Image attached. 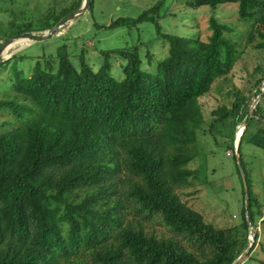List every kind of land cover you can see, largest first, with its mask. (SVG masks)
<instances>
[{
  "label": "trees",
  "instance_id": "obj_1",
  "mask_svg": "<svg viewBox=\"0 0 264 264\" xmlns=\"http://www.w3.org/2000/svg\"><path fill=\"white\" fill-rule=\"evenodd\" d=\"M224 4H237V18L250 25L246 44L264 52V0L187 3L193 9ZM161 5L106 29L151 22L160 35ZM209 30L206 42L164 35L168 55L154 74L140 70L136 48L101 52L96 72L83 50L76 65L59 51L57 60L38 61L30 77L16 72L0 98V114L9 116L0 122V264H233L250 244V227L255 241L244 259L255 260L256 247L264 252L256 231L258 220L264 224L263 205L241 154L245 143L264 153V61L247 74L242 90L231 93L232 105L212 110L205 121L198 100L237 62L224 38L227 28L214 16ZM117 57L125 62L122 81L109 75L110 60ZM258 96L249 121V105ZM238 121L246 127L238 157L247 211L234 154ZM228 123L225 150L233 152L241 181L240 221L216 229L177 191L200 178L189 169L200 158L197 133L224 131ZM153 221L172 236L148 233Z\"/></svg>",
  "mask_w": 264,
  "mask_h": 264
},
{
  "label": "rangeland",
  "instance_id": "obj_2",
  "mask_svg": "<svg viewBox=\"0 0 264 264\" xmlns=\"http://www.w3.org/2000/svg\"><path fill=\"white\" fill-rule=\"evenodd\" d=\"M77 1L0 0V46L17 35L43 33V29L50 28L61 13ZM189 1L92 0L88 11L63 26L57 35L41 42L18 39L5 49L4 61L14 55L15 57L5 66L4 61L0 64V98L8 91L16 72H20L25 78L30 77L38 61L43 64L47 58L57 60L59 51L61 54L67 53L76 65L77 57L83 50L85 62L96 72L103 64L101 52L136 48L141 61L140 70L154 74L156 64L168 55L169 45L164 35L206 42L211 35L209 19L214 16L227 28L224 38L235 48L237 62L225 79L217 80L210 92L198 100L204 120L208 121L212 110L220 106L229 108L232 105L234 97L231 93L244 88L247 74L263 63L264 52H257L246 44L250 25L237 18V4L219 5L214 9H193L187 5ZM159 2L162 4L157 16L160 35H157L156 27L151 22H143L136 27L106 29L118 19L138 18ZM124 65L125 62L119 57L111 59L109 75L116 81H122ZM251 105L252 101L249 107ZM7 118V114H0V122ZM242 125L243 121L237 122L235 144L238 134L243 130ZM204 129L207 130L206 127ZM219 131L220 129H215L211 134H204L201 130L197 133L196 143L200 158L195 159L189 169L196 170L200 178L193 181L190 188L178 190L177 194L181 202L201 214L207 224L216 229H228L240 221L241 181L232 160L233 152L225 150L226 137L231 131V126L228 123L224 131ZM241 154L245 171L249 174L250 187L263 205L264 215V153L245 143ZM146 226L147 232L156 237L172 236L168 229L156 221ZM256 231L264 249V224H260L259 220L256 223ZM249 234L251 239L253 232L250 230ZM253 257L255 260L246 261L243 258L237 264L242 261L244 264L264 262V252L260 247H256Z\"/></svg>",
  "mask_w": 264,
  "mask_h": 264
},
{
  "label": "water",
  "instance_id": "obj_3",
  "mask_svg": "<svg viewBox=\"0 0 264 264\" xmlns=\"http://www.w3.org/2000/svg\"><path fill=\"white\" fill-rule=\"evenodd\" d=\"M91 1L92 0H83L80 8L74 12H71L70 14L66 15L65 17H63L56 25H54L50 30L45 31L41 34H22V35H17L15 37H12L8 40H6L3 44H1L0 46V64L4 61V56L3 53L5 51V49L7 47H9V45H11L12 43H14L16 40L18 39H25L27 42H41V41H45L49 38H51L54 35H57L59 33V30L65 26L68 23L73 22L74 20H76L77 18H79L80 16H82L83 14H85L90 5H91ZM260 96H258L256 99L252 100V105L249 107L248 109V117H249V121L252 118V113H253V109L255 107V105L257 104V102L259 101ZM246 129V127L243 128V130L238 134L237 136V140H236V144L234 146V154L236 157V161H237V165L239 168V171L243 177V186H244V192H245V210L247 211V188H246V181L245 178L243 176L240 164H239V157H238V146H239V140L240 137L243 133V131ZM248 225L249 224V220H247ZM250 230L253 232V234L251 235V239H249L250 244L247 248V250L239 256V258L233 263V264H237L238 261H240L241 259H243L245 257V255L250 251L254 241H255V229L253 227H250Z\"/></svg>",
  "mask_w": 264,
  "mask_h": 264
},
{
  "label": "bare ground",
  "instance_id": "obj_4",
  "mask_svg": "<svg viewBox=\"0 0 264 264\" xmlns=\"http://www.w3.org/2000/svg\"><path fill=\"white\" fill-rule=\"evenodd\" d=\"M13 44V43H12ZM10 46V45H9Z\"/></svg>",
  "mask_w": 264,
  "mask_h": 264
}]
</instances>
